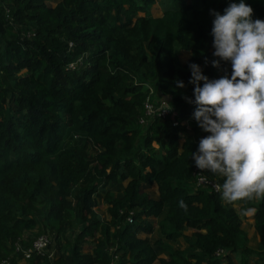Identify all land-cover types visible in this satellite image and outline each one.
Masks as SVG:
<instances>
[{
	"label": "trees",
	"instance_id": "1",
	"mask_svg": "<svg viewBox=\"0 0 264 264\" xmlns=\"http://www.w3.org/2000/svg\"><path fill=\"white\" fill-rule=\"evenodd\" d=\"M156 2L0 0V262L264 264V198L238 201L237 211L196 185V173L223 178L191 158L209 133L184 99L194 100L190 64L209 80L230 77V62L212 66L211 13L239 0H164L154 15ZM244 2L264 20V0ZM180 52L187 58L175 63ZM152 94L168 112L142 130ZM151 185L155 196L143 189ZM99 192L107 220L94 211ZM250 207L255 250L240 226ZM150 217L152 241L138 235L151 233ZM41 233L52 237L51 257L14 250Z\"/></svg>",
	"mask_w": 264,
	"mask_h": 264
},
{
	"label": "clouds",
	"instance_id": "2",
	"mask_svg": "<svg viewBox=\"0 0 264 264\" xmlns=\"http://www.w3.org/2000/svg\"><path fill=\"white\" fill-rule=\"evenodd\" d=\"M213 67L230 62L231 75L209 80L190 64L194 100L193 119L209 135L191 154L203 172L223 178L216 189L225 204L264 198V20L253 19L244 0L231 2L223 14L212 11ZM201 82L202 86H201ZM177 87L185 85L177 81ZM201 181L207 177L201 175ZM180 207L186 209L183 201ZM256 208L242 210L254 216Z\"/></svg>",
	"mask_w": 264,
	"mask_h": 264
},
{
	"label": "rangeland",
	"instance_id": "3",
	"mask_svg": "<svg viewBox=\"0 0 264 264\" xmlns=\"http://www.w3.org/2000/svg\"><path fill=\"white\" fill-rule=\"evenodd\" d=\"M164 0H158V2H156L152 7V13L154 15H159L162 13V10H163V7H164ZM187 58V54L186 53H183V52H180L178 53L175 57H174V62L177 63L178 61H183ZM152 97H150V100L152 101V104L154 103H157L158 102V99L159 97H157V95H151ZM164 102H166V100H164ZM148 122V119H143V123L141 125V129L143 130L145 127H146V123ZM180 142H181V139H180ZM179 142V143H180ZM90 152V151H89ZM91 153V152H90ZM125 182L122 183V185L124 184ZM144 191L147 192L150 196H155V187L154 185H151L147 188H144ZM119 190V185H115V186H111L109 187V191L112 193V194H115L116 191ZM102 195L101 192H99V196L96 197V202H95V206H94V211L96 212L97 214V217L99 220H107V215H106V203L101 199L99 198L100 196ZM232 207L236 208V204H232ZM234 208V209H235ZM237 210V208H236ZM238 211V210H237ZM240 213V212H239ZM151 220V223H152V231L151 233H139L138 235L142 238H146L148 239L149 241H152L154 238L158 237L159 234H158V230H157V219L156 218H153V217H150L149 218ZM240 226L241 228L243 229V231L245 232V236H246V246L249 247L250 249H253L255 250L256 249V244H257V235L255 234V232L253 231V227H252V219L251 217H246L244 215H240ZM36 231L35 230H32L30 233H28L26 235L25 233V236H28L29 238L33 237V233H35ZM184 234H188L190 233L189 230H186L183 232ZM171 245L173 247H177L179 245H177V243H171ZM182 246V245H181ZM159 257H163L162 254H159L158 255ZM232 256V255H231ZM157 261H155L156 263ZM21 264V263H19Z\"/></svg>",
	"mask_w": 264,
	"mask_h": 264
},
{
	"label": "built area",
	"instance_id": "4",
	"mask_svg": "<svg viewBox=\"0 0 264 264\" xmlns=\"http://www.w3.org/2000/svg\"><path fill=\"white\" fill-rule=\"evenodd\" d=\"M70 46V43L68 44ZM80 58L76 60L75 63H79ZM69 66H72V63L69 64ZM149 94H151V89H149ZM165 98L160 97L158 99L157 103L152 104V101L150 100V95L145 96V99L142 103V109L143 114L139 118V123H143V119L152 118L154 116L163 117L168 112L167 102H164ZM196 185L199 186H210L212 189H216V184L211 181L202 182L201 181V175L196 173ZM126 222H131L130 216L126 217ZM14 250L20 251L22 253L23 258H28L31 254H37V255H46L47 257L52 256V237L48 233H41L37 235L27 247H22L19 245V242L14 243ZM0 264H8L7 260H2ZM110 264H114L111 262Z\"/></svg>",
	"mask_w": 264,
	"mask_h": 264
},
{
	"label": "crops",
	"instance_id": "5",
	"mask_svg": "<svg viewBox=\"0 0 264 264\" xmlns=\"http://www.w3.org/2000/svg\"><path fill=\"white\" fill-rule=\"evenodd\" d=\"M160 15V14H159Z\"/></svg>",
	"mask_w": 264,
	"mask_h": 264
}]
</instances>
